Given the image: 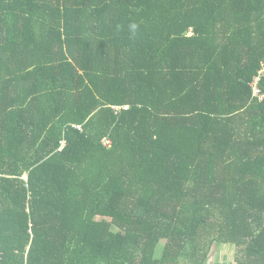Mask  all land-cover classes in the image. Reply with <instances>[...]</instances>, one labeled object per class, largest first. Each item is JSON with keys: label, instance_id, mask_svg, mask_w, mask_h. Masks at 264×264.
<instances>
[{"label": "trees", "instance_id": "1", "mask_svg": "<svg viewBox=\"0 0 264 264\" xmlns=\"http://www.w3.org/2000/svg\"><path fill=\"white\" fill-rule=\"evenodd\" d=\"M263 61L264 0H0V264H264Z\"/></svg>", "mask_w": 264, "mask_h": 264}, {"label": "rangeland", "instance_id": "2", "mask_svg": "<svg viewBox=\"0 0 264 264\" xmlns=\"http://www.w3.org/2000/svg\"><path fill=\"white\" fill-rule=\"evenodd\" d=\"M160 247L157 257L161 255L163 249ZM237 255L238 249L234 245L215 243L211 249L209 264H236Z\"/></svg>", "mask_w": 264, "mask_h": 264}, {"label": "built area", "instance_id": "3", "mask_svg": "<svg viewBox=\"0 0 264 264\" xmlns=\"http://www.w3.org/2000/svg\"><path fill=\"white\" fill-rule=\"evenodd\" d=\"M264 78V61L262 65V70L258 73V76L253 80L252 85L250 86L253 93V98L258 101V103H264V94L260 90V82ZM102 144L105 147L110 146V140L104 138Z\"/></svg>", "mask_w": 264, "mask_h": 264}, {"label": "clouds", "instance_id": "4", "mask_svg": "<svg viewBox=\"0 0 264 264\" xmlns=\"http://www.w3.org/2000/svg\"><path fill=\"white\" fill-rule=\"evenodd\" d=\"M130 28H131V31L134 33L137 28V25L133 24L130 26Z\"/></svg>", "mask_w": 264, "mask_h": 264}]
</instances>
